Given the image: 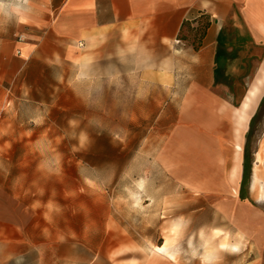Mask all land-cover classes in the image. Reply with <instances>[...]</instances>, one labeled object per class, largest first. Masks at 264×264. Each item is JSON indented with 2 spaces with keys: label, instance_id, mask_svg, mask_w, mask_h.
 Instances as JSON below:
<instances>
[{
  "label": "rangeland",
  "instance_id": "374dc122",
  "mask_svg": "<svg viewBox=\"0 0 264 264\" xmlns=\"http://www.w3.org/2000/svg\"><path fill=\"white\" fill-rule=\"evenodd\" d=\"M25 2L0 0L1 46L22 33ZM227 24L234 44L247 36L227 72L245 76L232 82L233 97L216 88L239 107L264 49L232 32L234 17ZM132 62L105 41L42 80L0 81V215L11 224L18 202L35 213L36 264H264V183L253 178L254 168L264 173V90L241 125V166L245 145L250 160L241 198L232 161L188 183L161 168L165 129L133 103L131 92L147 88Z\"/></svg>",
  "mask_w": 264,
  "mask_h": 264
},
{
  "label": "crops",
  "instance_id": "0c3cea01",
  "mask_svg": "<svg viewBox=\"0 0 264 264\" xmlns=\"http://www.w3.org/2000/svg\"><path fill=\"white\" fill-rule=\"evenodd\" d=\"M21 13L24 41L0 45L1 82L42 80L48 67L115 42L119 55L132 56L135 79L147 88L131 92L140 98L134 105H148L140 112L154 113L165 129L155 156L161 168L188 183L232 161L228 178L240 191L241 125L264 72L239 107L216 87L226 86L233 97L232 82L245 76L227 72V60L243 48L240 31L264 49V0H26ZM232 17L239 23L235 44L227 26ZM259 60L264 66V57ZM27 209L21 202L13 206L11 224L0 215V264H36L35 213Z\"/></svg>",
  "mask_w": 264,
  "mask_h": 264
},
{
  "label": "trees",
  "instance_id": "16d2710c",
  "mask_svg": "<svg viewBox=\"0 0 264 264\" xmlns=\"http://www.w3.org/2000/svg\"><path fill=\"white\" fill-rule=\"evenodd\" d=\"M246 39L245 36H240L239 37V42H242ZM231 86V84H230ZM255 118H256V113L251 117L250 122H249V131L247 133V135H249L251 133V129H252V125L255 122ZM246 145H245V150H244V157H243V163H242V178H241V186H240V197L244 198L245 196L243 195L242 191V184L245 182L246 177L248 176L249 172H250V160H249V156H248V151L246 149Z\"/></svg>",
  "mask_w": 264,
  "mask_h": 264
},
{
  "label": "bare ground",
  "instance_id": "6f19581e",
  "mask_svg": "<svg viewBox=\"0 0 264 264\" xmlns=\"http://www.w3.org/2000/svg\"><path fill=\"white\" fill-rule=\"evenodd\" d=\"M262 82H264V81H262ZM262 85H264V83H262ZM253 171H254L253 178H255L256 182L264 183V173H261V171H259L257 168H254ZM260 196L262 198H264V191L261 192ZM164 248H165L164 246H157L155 248V251L156 252H160V251H163Z\"/></svg>",
  "mask_w": 264,
  "mask_h": 264
},
{
  "label": "flooded vegetation",
  "instance_id": "af4514ba",
  "mask_svg": "<svg viewBox=\"0 0 264 264\" xmlns=\"http://www.w3.org/2000/svg\"><path fill=\"white\" fill-rule=\"evenodd\" d=\"M260 71H261V72H264V68H261ZM260 76H261V74L259 73V75L256 77L255 81H256L257 78H259ZM255 81H254V82H255ZM248 90H249V89H248ZM262 90H264V85H262V87H260V90H259V92H258V94H257V96H256V98H255V100H254L253 103L251 104L249 114H250V112H251L253 106L255 105V103H256V101H257V99H258L260 93L262 92ZM249 114H248V117H249ZM248 117H247V118H248Z\"/></svg>",
  "mask_w": 264,
  "mask_h": 264
},
{
  "label": "built area",
  "instance_id": "2783aa9c",
  "mask_svg": "<svg viewBox=\"0 0 264 264\" xmlns=\"http://www.w3.org/2000/svg\"><path fill=\"white\" fill-rule=\"evenodd\" d=\"M24 39H25V36H24V34H18L17 35V41H24ZM180 40H178V39H176V42L178 43ZM79 46H82V42H79Z\"/></svg>",
  "mask_w": 264,
  "mask_h": 264
}]
</instances>
